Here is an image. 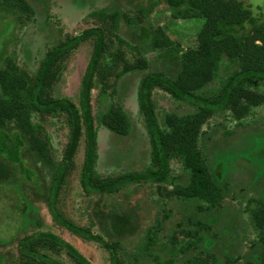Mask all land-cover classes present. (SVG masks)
I'll use <instances>...</instances> for the list:
<instances>
[{"label": "trees", "instance_id": "obj_1", "mask_svg": "<svg viewBox=\"0 0 264 264\" xmlns=\"http://www.w3.org/2000/svg\"><path fill=\"white\" fill-rule=\"evenodd\" d=\"M123 1L131 13H125L120 5L112 12H94V21L100 25L56 40L55 46L40 57L35 71L21 67L14 56L5 55L8 38L3 41L0 247L13 244L18 234L24 232L26 235L17 245L20 264H66L62 255L71 264H95L91 256L82 254L61 235L68 232L92 246L108 264H264V193L257 189L259 180L251 182L259 190V199L248 197L250 185L244 189V195L233 192L232 199L241 197L238 206L228 205L225 197L231 196V186L223 185V181L229 160L218 158L211 164L199 146L206 135L202 127L213 117L229 112L243 124L254 109L264 106V1L258 5L254 4L257 0ZM159 6L164 7L161 14L168 12L172 20L201 24L193 46L185 50L161 26L151 25ZM35 14L29 0H0V19H11L8 26L12 22L25 24ZM89 39L93 42L91 59L75 103L57 95V86L65 62ZM151 53L156 54L154 60L147 57ZM154 62L159 65H153ZM129 74L141 76L138 104L148 132L151 161L145 165L142 156L135 161L137 164L131 163L132 168L143 165L142 171L130 168L122 174L101 176L96 169L98 126L94 125L99 124L114 137L132 134L131 118L121 103ZM94 89L99 90L98 105H106L96 114L92 110ZM158 91L180 105L187 104L192 111L185 115L168 113L164 126H160L155 102ZM44 121L63 122V127L69 129L59 162L55 161ZM243 134L244 146L254 157L247 160L262 175L264 141L258 137L264 135V128L256 126ZM83 136L85 157L79 176L82 193L84 197H98L92 214L87 210L91 219L84 226L77 225L57 207L60 196L68 191L67 180L77 169L75 159ZM213 148L219 149L220 144L215 142ZM173 160L181 164L184 176L172 177ZM42 167H48V191ZM143 182L156 184L159 195L166 193L168 200L179 203L188 213L171 229L177 230L168 240L160 239V234L171 210L167 211L160 201L154 202L159 207L156 222L146 230L140 229L135 206L125 203L110 209L99 208L102 197H115L130 185ZM166 185L174 188L166 191ZM26 189L44 200L62 233L43 230L44 223L34 213ZM243 203L256 233L248 248L244 247L245 236L238 232L244 223L236 216ZM14 223L18 226L14 227ZM136 235L139 239L129 249L128 239ZM9 261L10 255L0 252V264Z\"/></svg>", "mask_w": 264, "mask_h": 264}, {"label": "rangeland", "instance_id": "obj_2", "mask_svg": "<svg viewBox=\"0 0 264 264\" xmlns=\"http://www.w3.org/2000/svg\"><path fill=\"white\" fill-rule=\"evenodd\" d=\"M42 1L43 0H29V2H31V4L35 7L36 14L32 20L25 24H20L18 22L15 25L12 22L8 26L9 19H0V52L3 48V41L8 38L6 49L4 51L5 55L14 56L17 63L21 67L24 66L25 69H29L31 71H35L39 67L40 57L47 49L55 46L56 40L64 39L69 35H79L84 30L91 28L92 26L100 25L99 21H94L97 17L96 15H93L94 12L103 10L112 12L114 8L116 9L119 7L118 5L123 8L125 13L130 11V9H128L129 7L125 5L126 3L123 0H46L45 3ZM263 1L264 0L254 1V4L258 5ZM140 3H144L143 0H140ZM163 10L164 7L162 6L155 9L156 14H154L151 18V25L153 27L161 26L166 31L167 36L172 41H179L185 50L188 49L189 46H193L196 40V34L201 24L196 21L185 22L172 20L169 17L168 12L161 14V11ZM120 33L121 36H123V31ZM92 49L93 42L92 39H89L82 43L65 62L63 76L57 86V95L66 96L74 100L75 103H78L82 77L91 59ZM154 56H156V54L151 53L147 55V57L151 58V60H154ZM4 59L5 56L0 57V63H2ZM153 65L158 66L159 63L154 62ZM148 71H152V69ZM129 75L126 76V81H129V85L126 92L121 96V103L131 118L133 130L132 134L127 137H114L104 127H100L97 123L94 125L95 127L98 126V161L96 169L101 176L122 174L130 171V168L142 171L144 170L143 165L138 168L131 167V163L140 161V157L142 156H145L143 162L145 165H148L151 161V146L148 141V132L144 127L143 123L145 121L140 113L138 104L137 93L141 76ZM261 90H263V88H261ZM98 94L99 90L94 89L92 93L93 114H96L100 108L104 109L106 107L105 104H100V106L98 105ZM155 102L157 104L158 120L160 126L162 127L164 126L163 121L166 114L173 112L185 115L192 111L187 104L184 103V105H180V102H175L169 95L159 91L155 96ZM42 124L46 128V132L49 134L55 161L59 162L63 158V151L68 141L69 129L67 127H63V122L50 124L49 122L47 123L44 121ZM256 126L264 128V106L254 109L252 115L243 120V124L232 118L229 112H226L225 115H217L213 117V119L202 127V131L206 134L199 143L202 154L207 157L211 164L218 158L221 161L229 160V162H227L228 170L225 181H223V185L226 184L231 186V196L225 197V203L230 206H238V202L241 200V197L232 199L233 192L239 193L240 196L244 195V189L249 187L251 182L255 183L259 180L257 189L260 188V190L264 193V173L261 175L258 168L255 170L254 167H251L248 160H251L250 158L254 159L253 153L247 151V147L244 146L246 138L243 133L252 131ZM225 132H230V134L225 136ZM259 136L261 137L258 138L261 141H264V135ZM84 139L85 136H83V141L80 143L75 159L77 169L74 170L67 180V182H69L68 191L60 196L57 204V207L63 215L69 217L77 225L82 226L90 222L91 218L88 214H92V209L98 200L97 196L84 197L79 180L82 170L81 167L85 157ZM215 142L220 144L219 149L213 148ZM259 143L260 141H258L257 144ZM171 169L172 177L184 176L183 167L179 162L173 160L171 162ZM42 171L43 176L46 179V190L48 191L51 184L50 176L48 175L49 173H47L48 167H42ZM259 175L261 176L259 177ZM173 188V185H166L165 189L167 191V189L171 190ZM249 188L248 197L259 199V195L256 192L259 190L255 188V185H251ZM26 194L33 201V208L35 210L34 213L38 214L44 223L43 230L62 233L60 230L58 231V227L53 222L44 200L41 198H35L29 189H26ZM127 196L130 198H127ZM165 196L166 193L159 195L156 184H152L151 182L137 183L130 185L128 189H123L115 197H102V200L99 203V208L110 209L112 207L114 208L116 204L125 203L129 204L131 207L135 206L136 211L134 214L138 217L140 229L146 230L156 222L155 218L159 207L154 202L160 201V205L166 207L167 211L171 210V216L165 222V229L160 234V239L168 240V236L177 230L171 229L176 227V223L180 222V219L183 218V216L186 217L188 213H186V210L182 208L179 203H175L174 200H168ZM8 204H10V202ZM244 208L245 203H243L242 207H239V211L236 216H238L239 222L244 223L243 228L240 227L238 232L245 236L244 247L248 248L251 244L250 241L256 237V233L254 232V228L251 223H249L250 219L244 212ZM88 209H90V213L87 212ZM161 209L163 210L164 208ZM12 225L14 227L18 226L15 223ZM5 233H8L7 229L5 230ZM31 233H33V231L27 234ZM25 235L26 234H24V232L19 233L13 244L0 247L1 253H8L10 255L9 264H20L18 262L19 254L17 251V245L19 239ZM61 235L67 241L74 244L82 254L88 257L91 256L95 264H108L107 259H104L99 252H96L92 246L85 243L82 239L74 237L68 232H63ZM138 239L137 235L128 239V244L131 245L129 249L133 248ZM61 259L66 264H71L66 255H62Z\"/></svg>", "mask_w": 264, "mask_h": 264}]
</instances>
